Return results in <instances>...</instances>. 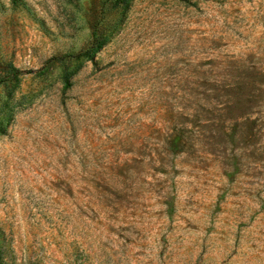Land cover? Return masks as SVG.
Instances as JSON below:
<instances>
[{"label":"rangeland","instance_id":"rangeland-1","mask_svg":"<svg viewBox=\"0 0 264 264\" xmlns=\"http://www.w3.org/2000/svg\"><path fill=\"white\" fill-rule=\"evenodd\" d=\"M0 264H264V0H0Z\"/></svg>","mask_w":264,"mask_h":264},{"label":"trees","instance_id":"trees-1","mask_svg":"<svg viewBox=\"0 0 264 264\" xmlns=\"http://www.w3.org/2000/svg\"><path fill=\"white\" fill-rule=\"evenodd\" d=\"M95 51H96V48H95V45L93 44L88 50L83 52L81 55H87L89 57V56H92Z\"/></svg>","mask_w":264,"mask_h":264}]
</instances>
